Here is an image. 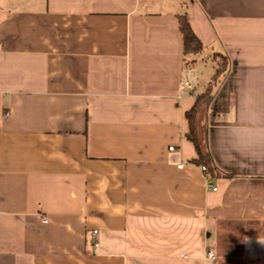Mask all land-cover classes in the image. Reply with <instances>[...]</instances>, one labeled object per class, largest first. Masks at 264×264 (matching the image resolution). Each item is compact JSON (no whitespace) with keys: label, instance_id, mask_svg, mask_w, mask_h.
<instances>
[{"label":"crops","instance_id":"crops-1","mask_svg":"<svg viewBox=\"0 0 264 264\" xmlns=\"http://www.w3.org/2000/svg\"><path fill=\"white\" fill-rule=\"evenodd\" d=\"M0 264H264V0H0Z\"/></svg>","mask_w":264,"mask_h":264},{"label":"trees","instance_id":"trees-1","mask_svg":"<svg viewBox=\"0 0 264 264\" xmlns=\"http://www.w3.org/2000/svg\"><path fill=\"white\" fill-rule=\"evenodd\" d=\"M178 19H179V29L183 35L185 56L198 55L202 53L204 50V46L201 40L199 39V37L192 29L188 15L187 14L178 15ZM219 58L224 59L225 65L223 67L221 66L217 67V71L215 74V78L217 79L227 69L226 57L219 56ZM212 98H213L212 85H209V87L203 93L197 96L196 102L193 105V107L186 112V118L189 122V133L187 134V136L195 144L199 154L198 159L196 161L202 164V166H205L206 167V170L204 171L205 174L211 176L216 173V166L210 154L208 152L203 153L201 150V144L197 138V133H196V122L200 110L204 106L208 105L211 102Z\"/></svg>","mask_w":264,"mask_h":264},{"label":"rangeland","instance_id":"rangeland-1","mask_svg":"<svg viewBox=\"0 0 264 264\" xmlns=\"http://www.w3.org/2000/svg\"><path fill=\"white\" fill-rule=\"evenodd\" d=\"M225 65V61L222 58L217 59V65L214 63V60L209 58V61L206 60V62H204V66L206 67L204 72H205V76L210 75L214 73L213 69L215 68V66H221L223 67Z\"/></svg>","mask_w":264,"mask_h":264},{"label":"built area","instance_id":"built-area-1","mask_svg":"<svg viewBox=\"0 0 264 264\" xmlns=\"http://www.w3.org/2000/svg\"><path fill=\"white\" fill-rule=\"evenodd\" d=\"M170 149L173 150L174 149V146H171ZM181 166H182V164L179 165V167H181ZM202 169H203V171H205L206 170V167L205 166H202ZM209 188H212L214 190H217V187H215V186L212 187L211 185H209ZM94 232H95V234H97L98 231L95 230ZM95 245L98 246L99 245V242L96 241L95 242ZM209 256H214V254L212 252H209Z\"/></svg>","mask_w":264,"mask_h":264}]
</instances>
